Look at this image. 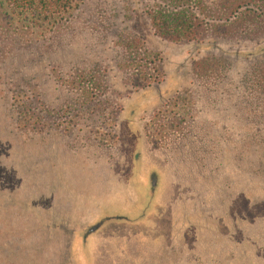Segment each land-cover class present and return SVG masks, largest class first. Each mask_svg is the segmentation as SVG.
<instances>
[{
	"label": "rangeland",
	"instance_id": "374dc122",
	"mask_svg": "<svg viewBox=\"0 0 264 264\" xmlns=\"http://www.w3.org/2000/svg\"><path fill=\"white\" fill-rule=\"evenodd\" d=\"M170 1L83 0L52 32L0 5V264H264V95L243 82L264 21L164 41L147 13Z\"/></svg>",
	"mask_w": 264,
	"mask_h": 264
},
{
	"label": "trees",
	"instance_id": "16d2710c",
	"mask_svg": "<svg viewBox=\"0 0 264 264\" xmlns=\"http://www.w3.org/2000/svg\"><path fill=\"white\" fill-rule=\"evenodd\" d=\"M82 2L83 0H0V5L5 4L12 16L25 23L22 28L52 32L57 25L68 21ZM147 16L156 37L174 43H198L209 30L225 36L231 29L243 27L246 20L254 24V29L258 28L256 20L264 21V0H171L170 5L156 4L150 7ZM128 42L132 59L127 64L133 70L137 69L133 86L147 89L153 83H158L160 76L155 57L143 48L138 39L132 38ZM225 63L226 59L222 56L205 58L195 62L192 71L197 77L214 78L220 75L218 71ZM92 80L90 78L85 81L92 85ZM243 82L250 89L255 88L254 90L264 95V58L253 64Z\"/></svg>",
	"mask_w": 264,
	"mask_h": 264
},
{
	"label": "crops",
	"instance_id": "0c3cea01",
	"mask_svg": "<svg viewBox=\"0 0 264 264\" xmlns=\"http://www.w3.org/2000/svg\"><path fill=\"white\" fill-rule=\"evenodd\" d=\"M167 240H169V239H167Z\"/></svg>",
	"mask_w": 264,
	"mask_h": 264
}]
</instances>
